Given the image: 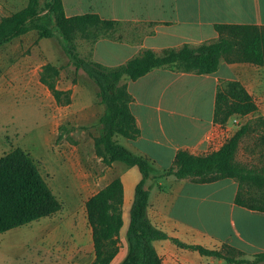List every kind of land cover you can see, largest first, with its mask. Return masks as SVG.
Segmentation results:
<instances>
[{
    "label": "crops",
    "instance_id": "1",
    "mask_svg": "<svg viewBox=\"0 0 264 264\" xmlns=\"http://www.w3.org/2000/svg\"><path fill=\"white\" fill-rule=\"evenodd\" d=\"M63 3L67 16L96 13L102 19L117 22L120 32H114L111 38H99L92 48L91 60L109 67L126 63L143 49H152L160 54L165 49L180 48L184 44L216 41L220 37L215 28L217 24L264 27V0H63ZM108 51L113 54L109 55ZM164 71L180 78L203 80L204 86H198L203 98L199 114L187 116L197 122L198 131L180 130L177 119L186 116L179 115L175 106L164 104V85L159 91V88H151L152 80L160 76L164 80ZM222 80L239 81L255 103L264 106V67L252 63L228 62L222 58L218 70L211 74L158 68L136 81L128 80V89L134 97L130 107L138 121L141 136L137 140L126 139L124 145L147 156L154 169L163 170L173 164L179 149H187L194 154L219 149L249 122L248 118L240 117V124H234L230 119L225 125H214L217 85ZM143 88L146 91L151 88L152 93L159 92V95L145 98L141 94ZM212 130L219 144L217 148L205 139ZM246 137L240 143L236 157L243 163L241 154ZM250 149L248 152L253 151ZM135 168L128 167L121 175L124 224L120 231V251L110 264H120L128 252L129 212L136 185L141 180V173ZM147 184L150 187L148 217L170 237L209 249H219L227 243L248 256L264 251V213L234 203L238 192L235 180L227 178L200 184L166 176L150 179ZM207 206L220 212H202ZM67 213L65 235L60 225L42 226L41 235L33 244V254L25 258L24 264H90L95 260L87 212ZM154 246L163 264H227L222 259L180 248L169 239L157 240Z\"/></svg>",
    "mask_w": 264,
    "mask_h": 264
},
{
    "label": "trees",
    "instance_id": "2",
    "mask_svg": "<svg viewBox=\"0 0 264 264\" xmlns=\"http://www.w3.org/2000/svg\"><path fill=\"white\" fill-rule=\"evenodd\" d=\"M39 0H28L27 5L0 21V47L32 29L42 38L59 36L63 48L77 68L83 69L99 87L98 97L104 106L100 118L101 130L96 145L107 165L115 162L126 167H137L141 180L135 188L126 232L128 252L120 264H163L154 246L157 240H171L180 248L197 251L202 256L215 257L227 264H264V251L248 256L225 243L219 249L199 244H188L170 237L158 229L148 217L150 179L174 176L195 183H213L233 179L238 183L234 203L255 212L264 213V166H249L237 160L243 138L250 132L248 122L229 138L220 149L194 154L179 149L173 164L159 175H153V163L137 154L118 136L137 140L141 136L138 121L131 110L134 97L126 80L136 81L154 69L166 68L173 72L215 73L224 58L228 62H246L264 67V27L256 25L217 24L220 37L216 41L198 45L184 44L157 54L143 49L126 63L109 67L82 58L75 44L78 32L94 28L105 36L117 22L102 19L96 13L67 16L63 0H49L41 15ZM40 24H33L39 21ZM100 37H95L94 43ZM102 38V37H101ZM49 86L56 98L61 92L54 84ZM257 105L246 88L235 80H222L217 85L213 122L225 125L234 116H246L257 111ZM254 130L264 140V119L256 118ZM124 185L116 177L86 201V212L92 229L95 260L90 264H110L121 248L120 231L123 227ZM62 209L38 165L21 147L0 157V234L22 227L33 221L52 216Z\"/></svg>",
    "mask_w": 264,
    "mask_h": 264
},
{
    "label": "rangeland",
    "instance_id": "3",
    "mask_svg": "<svg viewBox=\"0 0 264 264\" xmlns=\"http://www.w3.org/2000/svg\"><path fill=\"white\" fill-rule=\"evenodd\" d=\"M48 1L39 0L41 15ZM27 3L28 0H0V21ZM33 24H40V20ZM117 26L105 36L94 28L78 32L74 42L79 55L90 61L95 37L111 38L114 32H120ZM49 83L61 92L59 99ZM151 83V88L158 91L164 85V104L175 106L179 115L186 116L178 117L179 129L198 131L197 122L187 116L199 114L203 98L198 86H204L203 80L180 78L164 71V80L160 76ZM151 88H143L141 94L145 98L158 96L159 92L152 93ZM98 92L95 81L75 66L57 35L42 38L38 30L32 29L0 47V157L16 147L23 148L62 202L60 212L0 234V264H21L32 256L42 226L60 225L65 235L66 213L86 212L87 199L128 168L118 162L107 165L97 148L104 111ZM257 108L254 113L239 116L248 118L251 124L241 159L249 166L260 167L264 166V140L253 126L256 118L264 119V106ZM118 140L122 144L126 141L121 136ZM249 148L253 151L248 152ZM163 171L153 169L157 175ZM202 212L220 210L207 206Z\"/></svg>",
    "mask_w": 264,
    "mask_h": 264
},
{
    "label": "built area",
    "instance_id": "4",
    "mask_svg": "<svg viewBox=\"0 0 264 264\" xmlns=\"http://www.w3.org/2000/svg\"><path fill=\"white\" fill-rule=\"evenodd\" d=\"M232 119V122L234 124H240V117L239 116H234L231 118ZM206 141L209 143V144H212L213 148H217L218 147V142H216V135H215V131H210L207 135H206ZM222 147V146H221ZM220 147V148H221ZM219 148V149H220ZM218 150V149H217ZM214 151V150H212Z\"/></svg>",
    "mask_w": 264,
    "mask_h": 264
}]
</instances>
